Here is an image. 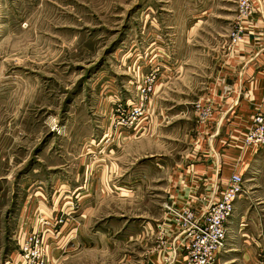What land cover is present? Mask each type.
Segmentation results:
<instances>
[{
	"label": "rangeland",
	"instance_id": "1",
	"mask_svg": "<svg viewBox=\"0 0 264 264\" xmlns=\"http://www.w3.org/2000/svg\"><path fill=\"white\" fill-rule=\"evenodd\" d=\"M236 1L0 0V264L15 259L20 228H43L58 246L47 264L147 261L168 180L212 129H199L192 106L214 102L204 91L214 65L245 39L253 62L263 57L264 0L245 15ZM258 101L254 112L264 88ZM252 178L242 176L232 215L257 212L261 239ZM248 244L264 264V239Z\"/></svg>",
	"mask_w": 264,
	"mask_h": 264
},
{
	"label": "crops",
	"instance_id": "2",
	"mask_svg": "<svg viewBox=\"0 0 264 264\" xmlns=\"http://www.w3.org/2000/svg\"><path fill=\"white\" fill-rule=\"evenodd\" d=\"M258 23L257 29L264 35V22L258 21ZM253 38L254 35L251 36V39ZM249 44L248 39L243 40L234 53L228 52L225 58L219 60L223 61L222 64L219 62L214 65L212 76L204 87V91L217 93L214 102L209 103L206 99L194 102L192 107L199 129L202 128L204 130L202 132H206L208 126L212 129L208 135H203L201 141L205 146L196 153V157L189 158L186 167L173 172L175 174L173 179L170 176L169 197L164 204L202 213L208 202L218 198L219 190L230 175L239 173L243 178L247 175L253 177L250 181L252 194L264 207V179L259 178L260 170H258L263 166L261 170L264 172V150H260L262 146L248 147L242 142L246 128L255 113L252 101H261L264 88V62L261 61V66L258 67V62L262 60L261 58L264 59V54L263 57L260 54L261 58H256L254 63L255 56L249 54L251 48ZM239 93L242 94L241 97ZM255 95H257L256 99ZM223 97H227V100L219 103ZM244 104L251 108L250 113L246 111L242 113L243 108H246ZM260 188L262 191L254 190ZM256 217L257 212H251L247 221L242 214L234 213L228 218L226 230L246 236L243 238L245 244L236 245L235 240L231 246L226 243V246L230 247L219 255L214 264H256L255 245L248 244L254 241L257 245L259 240L264 239V237L259 239L256 234L260 224ZM160 226L161 241L147 261L141 264H182L179 249H174V238L178 236L179 227L166 211L163 224ZM55 250H58V246L49 251Z\"/></svg>",
	"mask_w": 264,
	"mask_h": 264
},
{
	"label": "built area",
	"instance_id": "3",
	"mask_svg": "<svg viewBox=\"0 0 264 264\" xmlns=\"http://www.w3.org/2000/svg\"><path fill=\"white\" fill-rule=\"evenodd\" d=\"M236 7L240 14L245 15L253 4L251 0H237ZM242 142L248 147L264 145V104L253 114ZM241 191L242 175L233 173L219 190L218 198L208 202L202 213L164 204L166 213L179 227L178 236L174 238V249H179L182 264H214L217 261L226 249V222L233 213L234 201ZM21 229L17 233L19 251L11 264H47L46 254L50 245L43 237L44 229L37 228L29 232ZM159 237L161 239L162 233ZM262 258L264 262V255Z\"/></svg>",
	"mask_w": 264,
	"mask_h": 264
}]
</instances>
